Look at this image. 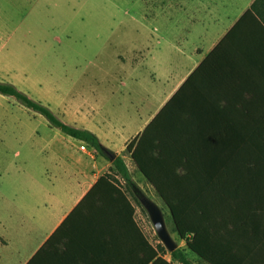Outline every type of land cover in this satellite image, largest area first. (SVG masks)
Here are the masks:
<instances>
[{"label":"crops","instance_id":"0c3cea01","mask_svg":"<svg viewBox=\"0 0 264 264\" xmlns=\"http://www.w3.org/2000/svg\"><path fill=\"white\" fill-rule=\"evenodd\" d=\"M164 7L170 14L168 63L158 68L157 82H149L153 101L138 100V122L124 123L133 126L123 151L182 88L192 122L210 127L212 139H237L238 127L249 125L241 136L256 142L252 181L227 185L217 203L223 217L234 214L248 225L227 230L230 243L219 252L232 264H264V0H168ZM77 128L108 149L110 123ZM50 137L32 138L18 153L27 174L9 198L20 202L19 211L0 212V264H129L131 240L142 232L138 207L88 196L111 164L92 149L83 156L78 140ZM165 259L149 264H183ZM196 259L190 256L191 264H201Z\"/></svg>","mask_w":264,"mask_h":264},{"label":"rangeland","instance_id":"374dc122","mask_svg":"<svg viewBox=\"0 0 264 264\" xmlns=\"http://www.w3.org/2000/svg\"><path fill=\"white\" fill-rule=\"evenodd\" d=\"M165 4L168 0H0V82L13 84L71 125L110 123L108 149L122 153L142 191L162 209L179 248L187 250L168 208L123 151L133 126L124 123L138 122L139 101H153L148 88H154L150 83L157 82L158 68L168 63L171 29ZM45 135L54 142L70 138L0 95L1 213L19 211L20 202L9 199L13 184L24 182L27 174L18 153L32 138ZM77 148L90 157L91 151ZM136 218L144 238L155 249L164 247L145 210L138 207Z\"/></svg>","mask_w":264,"mask_h":264},{"label":"trees","instance_id":"16d2710c","mask_svg":"<svg viewBox=\"0 0 264 264\" xmlns=\"http://www.w3.org/2000/svg\"><path fill=\"white\" fill-rule=\"evenodd\" d=\"M0 95L11 97L41 115L52 127L85 143L112 164L110 173L98 180L88 196L118 197L130 205L134 201L143 209L137 198V194L143 191L124 158L107 149L94 133L66 123L48 106L32 99L13 84L0 82ZM209 129L192 122L182 88L126 149L138 173L168 208L176 232L186 244L187 250L178 248L170 253L171 260L183 264H191V255L207 264H232V259L226 257L224 251L219 252L225 243H230L227 230L248 225L246 221L240 222L234 214L227 219L223 217L217 203L219 192L231 188L227 185L252 181L250 166L253 157L250 152L256 142L241 136L249 134L250 126L238 127L240 136L237 139H212L207 134ZM223 129L228 131V126ZM105 152L111 153L114 159L111 160ZM120 181L124 185H120ZM131 242L129 264L166 260L165 248L159 245L155 249L141 231H137Z\"/></svg>","mask_w":264,"mask_h":264},{"label":"water","instance_id":"95a60500","mask_svg":"<svg viewBox=\"0 0 264 264\" xmlns=\"http://www.w3.org/2000/svg\"><path fill=\"white\" fill-rule=\"evenodd\" d=\"M105 154L111 159H114V156L109 153L105 152ZM137 198L142 206V208L147 213L152 226L159 238L162 242L164 247L167 249L169 253L176 251L179 248L178 243L173 239L172 235L170 234L165 215L162 209L152 200L150 199L145 193L141 192L137 194Z\"/></svg>","mask_w":264,"mask_h":264},{"label":"built area","instance_id":"2783aa9c","mask_svg":"<svg viewBox=\"0 0 264 264\" xmlns=\"http://www.w3.org/2000/svg\"><path fill=\"white\" fill-rule=\"evenodd\" d=\"M81 150L85 153H89L91 149L85 143H82Z\"/></svg>","mask_w":264,"mask_h":264}]
</instances>
